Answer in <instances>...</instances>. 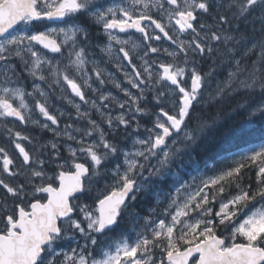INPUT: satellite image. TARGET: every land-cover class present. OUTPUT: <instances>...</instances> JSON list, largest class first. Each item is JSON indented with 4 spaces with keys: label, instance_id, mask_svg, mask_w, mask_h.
Masks as SVG:
<instances>
[{
    "label": "snow or ice",
    "instance_id": "1",
    "mask_svg": "<svg viewBox=\"0 0 264 264\" xmlns=\"http://www.w3.org/2000/svg\"><path fill=\"white\" fill-rule=\"evenodd\" d=\"M228 108L264 0H0V264H264V139L197 159Z\"/></svg>",
    "mask_w": 264,
    "mask_h": 264
},
{
    "label": "trees",
    "instance_id": "2",
    "mask_svg": "<svg viewBox=\"0 0 264 264\" xmlns=\"http://www.w3.org/2000/svg\"><path fill=\"white\" fill-rule=\"evenodd\" d=\"M242 99L238 98L236 101H233V106L240 103ZM17 128H20V126ZM28 134L38 138L42 137L45 140L47 137L46 133L38 128L31 130V133L29 132ZM215 135L216 142L208 148L207 152L197 154L201 169H203L204 160L209 158L218 159L220 155L226 154L223 151L225 147H231V153L236 158H239L236 154L243 151L247 144L258 143L261 139H264V119L256 118L254 121L249 122L243 110L232 111L231 108H228L221 117L220 125ZM2 138L0 144L6 143V137ZM25 146L26 148H30L28 145ZM10 148L9 150L11 151L12 149ZM195 174L193 172V175ZM251 181L254 186V174H252ZM244 182L245 184L249 183L247 179ZM227 195L228 193H225V196Z\"/></svg>",
    "mask_w": 264,
    "mask_h": 264
},
{
    "label": "flooded vegetation",
    "instance_id": "3",
    "mask_svg": "<svg viewBox=\"0 0 264 264\" xmlns=\"http://www.w3.org/2000/svg\"><path fill=\"white\" fill-rule=\"evenodd\" d=\"M94 36H95V32H94ZM97 39L99 40V41H103V37L102 36H100V37H97ZM109 68L111 69V65H109ZM113 72H115V69H111ZM109 88H111V85H109L108 86ZM112 91H116L114 88L113 89H111ZM60 107H67L66 105H64L63 104V102L61 101V103H60ZM0 125H2V126H0V138L2 137V136H5L4 135V127H3V124L2 123H0ZM16 126L17 127H19L20 126V128L19 129H21V130H24L27 134L30 132L31 133V130H34L35 128H33V127H30V125H29V127L27 126V128H25V126H23V125H19V122H16Z\"/></svg>",
    "mask_w": 264,
    "mask_h": 264
},
{
    "label": "rangeland",
    "instance_id": "4",
    "mask_svg": "<svg viewBox=\"0 0 264 264\" xmlns=\"http://www.w3.org/2000/svg\"><path fill=\"white\" fill-rule=\"evenodd\" d=\"M31 82L29 81V84H30ZM29 91L31 90V88L29 87V89H28ZM60 103H61V101L60 100H57V99H55V97H53L52 98V104H53V106L54 107H56V106H60ZM37 115H38V113H37ZM0 126H2V125H0ZM29 127V126H28ZM30 127H32V126H30ZM41 130V129H40ZM43 131V130H42ZM45 133H46V135H47V137H46V140L47 139H51L52 138V134L51 133H49V132H46V131H44ZM2 137H5V136H2ZM1 137V138H2ZM1 138H0V140H1ZM3 139V138H2ZM25 145H28V144H25ZM28 147H32L31 145H28ZM11 149V148H10Z\"/></svg>",
    "mask_w": 264,
    "mask_h": 264
}]
</instances>
